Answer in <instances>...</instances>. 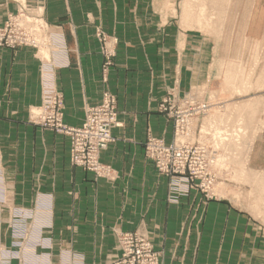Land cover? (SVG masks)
I'll return each mask as SVG.
<instances>
[{
	"label": "rangeland",
	"instance_id": "374dc122",
	"mask_svg": "<svg viewBox=\"0 0 264 264\" xmlns=\"http://www.w3.org/2000/svg\"><path fill=\"white\" fill-rule=\"evenodd\" d=\"M17 4L0 20V48H29L39 61L41 101L29 122L67 136L69 163L112 182L116 170L100 153L120 125L117 93L157 94L171 136L148 132L143 154L166 180V201L194 193L228 205L241 222L228 263L264 264V0L105 4L110 19L92 25L101 97L77 126L65 123L57 85L68 44L41 4ZM7 198L0 168V264H86L69 247L54 251L51 194L37 191L27 207ZM114 232L118 253L103 264H164L147 232Z\"/></svg>",
	"mask_w": 264,
	"mask_h": 264
},
{
	"label": "crops",
	"instance_id": "0c3cea01",
	"mask_svg": "<svg viewBox=\"0 0 264 264\" xmlns=\"http://www.w3.org/2000/svg\"><path fill=\"white\" fill-rule=\"evenodd\" d=\"M18 2L0 0V20ZM23 2L41 4L46 21L68 44L69 61L59 68L57 85L65 123L80 125L85 105L101 97L92 25L110 19L105 4L111 0ZM117 94L120 125L100 153L101 162L116 170L109 182L69 163L67 136L29 122V109L41 101L39 61L29 48H0V168L7 205L27 207L37 191L51 194L54 251L59 244L69 247L86 264H103L116 255L114 231L126 230L147 232L164 264L230 262L239 214L218 201L201 202L194 193L179 204L168 203L165 178L155 175L143 154L148 132L166 140L171 136V125L156 110L157 94Z\"/></svg>",
	"mask_w": 264,
	"mask_h": 264
},
{
	"label": "bare ground",
	"instance_id": "6f19581e",
	"mask_svg": "<svg viewBox=\"0 0 264 264\" xmlns=\"http://www.w3.org/2000/svg\"><path fill=\"white\" fill-rule=\"evenodd\" d=\"M32 20H33V19H32ZM46 52H47V51H46V49H45V52H44V53L46 54Z\"/></svg>",
	"mask_w": 264,
	"mask_h": 264
}]
</instances>
